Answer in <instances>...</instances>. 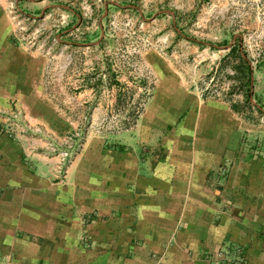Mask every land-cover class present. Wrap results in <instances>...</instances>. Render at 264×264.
Instances as JSON below:
<instances>
[{
  "label": "crops",
  "instance_id": "obj_1",
  "mask_svg": "<svg viewBox=\"0 0 264 264\" xmlns=\"http://www.w3.org/2000/svg\"><path fill=\"white\" fill-rule=\"evenodd\" d=\"M43 2L14 5L34 15ZM10 33L0 4V101L25 109L20 135L0 133V264H264V111L249 121L154 60L143 116L87 136L57 180L46 148L77 122L29 95Z\"/></svg>",
  "mask_w": 264,
  "mask_h": 264
},
{
  "label": "rangeland",
  "instance_id": "obj_2",
  "mask_svg": "<svg viewBox=\"0 0 264 264\" xmlns=\"http://www.w3.org/2000/svg\"><path fill=\"white\" fill-rule=\"evenodd\" d=\"M15 2L0 4L15 62L33 72L29 95L76 121L71 133L82 145L87 136L116 134L143 116L161 82L151 60L179 86L227 102L249 121L264 111V0H44L34 15L16 11ZM232 46L251 67L247 99ZM16 99L0 101V115L11 117L0 122L8 140L22 127L25 109Z\"/></svg>",
  "mask_w": 264,
  "mask_h": 264
},
{
  "label": "built area",
  "instance_id": "obj_3",
  "mask_svg": "<svg viewBox=\"0 0 264 264\" xmlns=\"http://www.w3.org/2000/svg\"><path fill=\"white\" fill-rule=\"evenodd\" d=\"M200 97H202V95H200ZM20 132L23 131L20 130ZM80 147H81L80 135L77 132H72L64 136L61 140H57L55 145L53 146L49 145L46 148V151L50 156L57 158V161L53 168L54 170L52 169L53 174H55L57 180L63 179L64 174L66 172V168L68 167L73 154Z\"/></svg>",
  "mask_w": 264,
  "mask_h": 264
},
{
  "label": "trees",
  "instance_id": "obj_4",
  "mask_svg": "<svg viewBox=\"0 0 264 264\" xmlns=\"http://www.w3.org/2000/svg\"><path fill=\"white\" fill-rule=\"evenodd\" d=\"M229 54L234 55L238 60V80H239V87H241V91L245 92V98L249 97V89L251 87V67L249 66L248 61L245 59V55L238 50L237 46H232L229 49ZM203 98V97H202ZM231 109L235 110L233 107Z\"/></svg>",
  "mask_w": 264,
  "mask_h": 264
},
{
  "label": "bare ground",
  "instance_id": "obj_5",
  "mask_svg": "<svg viewBox=\"0 0 264 264\" xmlns=\"http://www.w3.org/2000/svg\"><path fill=\"white\" fill-rule=\"evenodd\" d=\"M150 63L152 64V66L155 68V70H156V68L158 67V65H156V63H155V61L154 60H151L150 61ZM162 69V68H161ZM163 70V69H162ZM20 72H21V70H20ZM164 72V71H163ZM176 98L175 97H173L172 99H169L168 101L170 102V104H175L176 103Z\"/></svg>",
  "mask_w": 264,
  "mask_h": 264
}]
</instances>
